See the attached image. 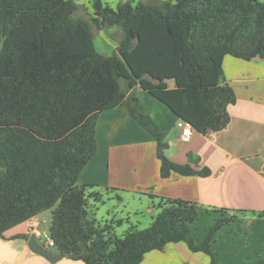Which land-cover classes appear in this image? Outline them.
Here are the masks:
<instances>
[{
  "label": "trees",
  "instance_id": "obj_1",
  "mask_svg": "<svg viewBox=\"0 0 264 264\" xmlns=\"http://www.w3.org/2000/svg\"><path fill=\"white\" fill-rule=\"evenodd\" d=\"M90 5L92 13L83 19L73 16L81 7L73 0H0V237L50 209L55 252L83 264H139L147 252L178 241L216 264L213 235L234 215H221L195 241L189 233L199 216L197 204L162 197L149 226H131L117 236L112 225L99 227L89 215V199L100 193L77 180L97 151L100 112L125 98L130 115L156 141L162 178L171 172L208 175L206 168L165 155L162 133L132 88L139 85L193 131L224 128L236 96L223 81V58L264 59V2L141 0L113 8L91 0ZM93 27L109 32L121 27L123 36L111 54L97 50Z\"/></svg>",
  "mask_w": 264,
  "mask_h": 264
},
{
  "label": "crops",
  "instance_id": "obj_2",
  "mask_svg": "<svg viewBox=\"0 0 264 264\" xmlns=\"http://www.w3.org/2000/svg\"><path fill=\"white\" fill-rule=\"evenodd\" d=\"M75 1L86 3L91 10V0ZM102 1L112 6L117 2ZM222 67L223 81L233 88L236 96L235 103L228 106L229 122L218 131L204 134L193 131L187 141L180 139L176 125L179 118L165 104L139 85L132 88L144 112L162 133L165 155L175 163L190 164L196 170L206 168L208 175L171 172L162 178L156 141L130 115L128 98H125L119 106L100 112L96 126L97 151L83 167L77 184H93L107 193L112 190L147 195L153 203L162 197L195 202L199 216L191 223L189 237L202 215H209L212 221L221 215H234L247 224L264 220V59L246 60L226 54ZM148 210L152 212V208ZM34 217L38 221V215ZM233 222L236 221L227 224ZM21 224L22 229L17 228L18 231L10 234L5 232V238L0 237V264L81 263L65 255L50 261L32 252L27 245L28 238H12L27 233V220ZM204 233L191 238L200 241ZM15 249L21 254L9 255ZM202 256L209 255L191 251L185 241H178L147 252L139 264H199L200 260L204 262Z\"/></svg>",
  "mask_w": 264,
  "mask_h": 264
},
{
  "label": "rangeland",
  "instance_id": "obj_3",
  "mask_svg": "<svg viewBox=\"0 0 264 264\" xmlns=\"http://www.w3.org/2000/svg\"><path fill=\"white\" fill-rule=\"evenodd\" d=\"M73 1L76 2L75 0ZM261 1L264 2V0ZM122 2L123 1L119 2V0H117L113 6L109 5L116 8V6ZM76 3L81 5V7L73 16L88 19L89 15L92 13V7L91 10H88L89 7L86 3ZM92 31L95 47L103 54H111L119 39L123 36L121 27L114 29L113 32H109L106 29L98 30L94 27ZM94 190H97L100 196L97 200L94 198L89 199V215L91 218L95 219L96 225L99 227L105 226L106 224L112 225L110 231L117 236H122L131 226H135L139 229L149 226L152 219L159 211L158 208L153 207V205L158 204L159 199H156L154 204L152 199L147 195H137L123 191L116 192L112 190L107 193L102 187L95 188ZM148 207L152 208V212L148 210ZM208 216L202 215L200 217L199 221L196 223L197 227L192 230L191 237H196L197 234L203 232L205 233L202 238L205 237L206 231L211 225L209 223L215 221L209 219ZM38 221V230L42 233L48 232L51 221V210L47 209L39 213ZM233 221L236 222L223 225L213 236L212 250L214 252L216 264H264V220L261 222H253V224H247L244 221L239 223L238 220ZM17 228L22 229L23 224L19 223L5 232H8L7 234L13 233L14 231H18ZM11 229H13V231H9ZM37 241L43 244V236L40 238L37 237ZM47 249L50 252H55L53 246ZM10 254L12 256H19L21 252L15 249L12 253L10 252L9 255ZM203 257L204 262L201 263L200 260L199 264H210V257L202 256V258ZM80 262V264H83L82 261Z\"/></svg>",
  "mask_w": 264,
  "mask_h": 264
},
{
  "label": "built area",
  "instance_id": "obj_4",
  "mask_svg": "<svg viewBox=\"0 0 264 264\" xmlns=\"http://www.w3.org/2000/svg\"><path fill=\"white\" fill-rule=\"evenodd\" d=\"M176 125L180 130V135H179L180 139L183 141H187L193 132L191 126L182 119H178ZM27 226H28L27 229L28 234L30 235L33 234L36 237V239L37 237L40 238L43 236L44 238L43 241L44 243L42 244L43 246H45L46 248L54 246V240L51 237L50 232L48 231L42 233L40 230H38L37 228L38 221L35 219L34 216L27 219Z\"/></svg>",
  "mask_w": 264,
  "mask_h": 264
},
{
  "label": "water",
  "instance_id": "obj_5",
  "mask_svg": "<svg viewBox=\"0 0 264 264\" xmlns=\"http://www.w3.org/2000/svg\"><path fill=\"white\" fill-rule=\"evenodd\" d=\"M27 245L32 252L37 253L50 261H56L64 256V254L62 253L54 254L53 252H50L45 246L37 241L36 237L33 234L29 235L27 239Z\"/></svg>",
  "mask_w": 264,
  "mask_h": 264
}]
</instances>
